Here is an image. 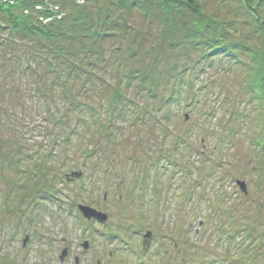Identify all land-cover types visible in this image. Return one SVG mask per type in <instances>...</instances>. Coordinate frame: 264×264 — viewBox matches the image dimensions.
I'll return each instance as SVG.
<instances>
[{"label": "rangeland", "instance_id": "1", "mask_svg": "<svg viewBox=\"0 0 264 264\" xmlns=\"http://www.w3.org/2000/svg\"><path fill=\"white\" fill-rule=\"evenodd\" d=\"M17 15L0 12V264H264V0Z\"/></svg>", "mask_w": 264, "mask_h": 264}, {"label": "trees", "instance_id": "2", "mask_svg": "<svg viewBox=\"0 0 264 264\" xmlns=\"http://www.w3.org/2000/svg\"><path fill=\"white\" fill-rule=\"evenodd\" d=\"M26 0H0V12L3 14H6L8 17L18 20L19 16L17 14H20L24 11V5ZM22 21H24V16H21ZM21 21V20H20ZM20 22L18 25V28L21 26V24H30L27 20L24 22ZM31 25V24H30ZM37 27V26H34ZM30 28V26H29ZM28 29V26L26 27ZM42 32V30L40 29ZM43 33V32H42Z\"/></svg>", "mask_w": 264, "mask_h": 264}, {"label": "water", "instance_id": "3", "mask_svg": "<svg viewBox=\"0 0 264 264\" xmlns=\"http://www.w3.org/2000/svg\"><path fill=\"white\" fill-rule=\"evenodd\" d=\"M74 176H76L75 174H73ZM244 189V186H242ZM82 215L84 216V218L90 220V219H97L100 221H104L105 220V216L102 213H97L94 209L90 208V207H84V206H79ZM102 218V219H101ZM150 238V233H148L145 236V245H147V241ZM66 256V251L63 252V255L61 256V260L64 259V257Z\"/></svg>", "mask_w": 264, "mask_h": 264}]
</instances>
